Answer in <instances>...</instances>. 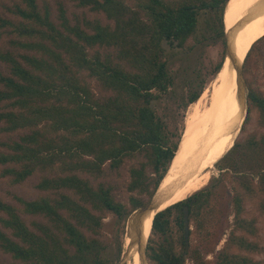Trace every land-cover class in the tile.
I'll return each mask as SVG.
<instances>
[{
    "label": "trees",
    "instance_id": "obj_1",
    "mask_svg": "<svg viewBox=\"0 0 264 264\" xmlns=\"http://www.w3.org/2000/svg\"><path fill=\"white\" fill-rule=\"evenodd\" d=\"M72 1L104 14L113 24L96 20L85 22V28L71 25L61 8L59 27L51 20L50 7L41 8L37 0L15 3L10 9L15 19L0 15V30L12 35L10 45L15 48H0V63L10 71L8 76L0 72V105L7 106L0 112L1 131L12 133L47 123L50 132L48 137L34 131L20 142L4 144L10 153H0V165L16 164L21 169L7 168L4 176L20 184L37 170L62 163V171L70 174L44 178L37 188L55 193L69 190L81 201L61 193L58 198L41 195L33 201L19 198L20 212L0 200V248L17 262L12 264H115L108 244L83 230L99 235L103 213L113 214L122 224L145 202L131 196L127 207L116 201L110 187L94 188L77 172L99 175L107 163L118 170L126 158L143 154L145 162L130 170L128 190L152 198L182 138L169 129L153 105L175 84L165 44L188 52L204 42L227 45L225 12L231 0ZM191 39L195 43L189 46ZM259 41L246 58L245 72ZM98 46L118 52L114 57L99 52L91 56L88 49ZM224 60L216 66V75ZM84 72L97 79L108 95L97 98L81 78ZM203 85L198 90L192 87L185 109L198 101ZM248 102L249 109L259 110L264 124L263 94L251 88ZM217 170L219 176L207 187L155 215L146 248L151 264H186L188 258L194 264H210L191 248H215L229 229L215 264H263L243 253L260 248L255 240L257 219L247 218L245 196L264 193V135L237 140L217 163ZM229 175L236 186L225 199ZM261 205L264 211V202ZM21 213L42 217L49 224L34 223V231ZM194 239L200 245H194ZM234 248L239 252H233ZM122 253L120 244L117 260Z\"/></svg>",
    "mask_w": 264,
    "mask_h": 264
},
{
    "label": "rangeland",
    "instance_id": "obj_2",
    "mask_svg": "<svg viewBox=\"0 0 264 264\" xmlns=\"http://www.w3.org/2000/svg\"><path fill=\"white\" fill-rule=\"evenodd\" d=\"M19 1L20 0H0V15L7 19H15L10 9L14 6L15 3H18ZM165 1L173 2L174 0ZM37 3L41 8H43L45 5L50 7L52 12L51 20L59 27L62 23V20L59 17L61 8H63V10L65 11L66 18L71 25L78 24L85 28V22H92L96 20H100L103 24L106 25L113 24L112 21L107 20L104 14L94 12L88 7H81L72 0H37ZM201 27L202 29L205 28V22L201 23ZM12 38L13 37L10 33L0 30V48H2L3 50L14 51L15 48L10 45ZM194 43V39H191L188 41L187 45L191 46L194 45ZM165 48L167 49L169 69L174 77L175 84L169 94L164 95L161 99L155 101L153 105L158 115L168 123L169 129L175 133L179 132L182 135L184 126H186L187 114L190 110V106H188L187 109L183 107L184 102L187 100L189 91H191L192 87L195 90H198L201 83H204V90L210 88L214 84L216 78L218 77V75L215 74V68L224 59V57H226L227 45H224L223 43L209 44L207 42H204L202 44H197L194 50L190 52L185 49L171 47L169 44H165ZM88 52L91 56L99 52L101 55H110L114 57L118 51L115 48L98 46L92 49L89 48ZM250 55L251 56L248 60L247 65L248 72H245V67H243V79L245 83L244 97L246 102L244 103V101H242L237 125L238 127L236 128V132L231 140L229 150L235 145L237 140L243 141V139H246L250 135L261 139V137L264 135V124L262 123L260 112L255 107L249 109L248 102V93L251 88L261 92L264 96V38L255 45V48ZM227 65L228 59L225 66ZM0 72L5 76L10 75V71L8 70L7 66L2 63H0ZM81 78L85 79L86 82L90 84L91 89L97 98L108 95L102 89L99 81L95 78L89 77L87 72L81 74ZM4 106L5 105L3 103L0 105V112L3 109H7V106L5 108ZM248 116L249 120L246 121ZM244 120L246 121V123L244 122ZM3 126L4 124L0 122V153H10V150H8V148L4 146V144H13L14 142H20L22 136L32 134L34 131H39L43 133L44 136L50 137L48 128L49 125L47 123H42L36 128L20 129L12 133L1 131V128H3ZM243 127L245 128L244 131H242ZM62 134H64V132H61L58 135L54 134V138H57ZM86 159L92 158L86 157ZM145 160L146 159L144 158L143 154H136L132 157L126 158L122 167L118 170H112L110 164L107 163L103 166V172L99 175L87 172H77V175L89 181L94 188H98L100 185L110 187L116 201L125 204L127 207H129L131 196L139 197L145 202L146 206L152 198H149L147 195L139 196L137 193H132L128 190V185L131 180V168L138 167L142 162H145ZM217 163L212 169L211 179L207 186L211 183L214 177L219 176ZM60 166H63V164L56 163L54 166H50L49 168L37 170L31 177L26 179V181L17 184L13 181L12 176L4 175L7 168L15 167L16 169L21 170L20 166L16 164L0 165V200L6 204L15 206L20 212L22 210V205L18 201L19 198L25 201H33L41 195H48L53 198H58L59 194L61 193L67 194L77 202L81 203L79 197L72 191L62 190L58 193L43 192L37 188L38 184L44 178L53 179L59 176L70 174L66 171L63 172ZM257 180L258 178H256V181ZM225 186L227 188V190H225L227 193H225L224 196L225 199H229V194L233 195L231 191H233V187L236 186L234 178L232 176L229 175V177L225 179ZM245 197L247 218L257 219L258 234L255 240L259 244L260 248L256 253L244 252L243 254L250 256L255 261H260L264 264V211L261 208V203L264 202V193H259L258 195L256 193V195L252 196V198L248 195ZM64 213L67 214L66 212ZM133 213L129 216L128 220L122 224L118 223L116 216H114L113 214L108 212L103 213V227L101 228V233L99 235H94L92 232H88L85 229L83 230L87 236L98 238L104 244H108V248H110L109 258H111L113 261L115 260V264H136V249L135 246H133L136 242V232L132 233L131 227V218ZM0 216L2 215L0 214ZM21 216L32 230H34V223L42 222L44 224H49L48 220L39 216H31L23 213H21ZM231 230L232 229H229L224 236H221L220 242L218 243V245H216L215 248H194V246L193 248H191V250H199L208 263L215 264L216 256L218 255L219 251L224 248L226 241L228 240V234L231 232ZM4 231L9 235L11 234V232H9L8 230ZM127 239L130 240V244H132L133 248L127 245ZM120 244L123 245V253L120 259L117 260L116 251ZM193 244L200 245V242L199 240L195 241L194 239ZM232 251L239 252V249L234 248ZM145 260V264H151L147 257ZM0 261L1 264L17 263L11 258L10 255L5 254L1 248ZM186 264L194 263L190 258H188Z\"/></svg>",
    "mask_w": 264,
    "mask_h": 264
},
{
    "label": "bare ground",
    "instance_id": "obj_3",
    "mask_svg": "<svg viewBox=\"0 0 264 264\" xmlns=\"http://www.w3.org/2000/svg\"><path fill=\"white\" fill-rule=\"evenodd\" d=\"M225 27L231 50L240 64H245L252 46L264 37V0H231ZM242 101L238 72L228 59L214 84L190 105L178 151L159 195L146 219L137 223L133 245L136 264L146 263L143 251L152 234L155 215L207 187L214 165L229 151ZM126 243L133 248L129 239Z\"/></svg>",
    "mask_w": 264,
    "mask_h": 264
},
{
    "label": "water",
    "instance_id": "obj_4",
    "mask_svg": "<svg viewBox=\"0 0 264 264\" xmlns=\"http://www.w3.org/2000/svg\"><path fill=\"white\" fill-rule=\"evenodd\" d=\"M227 59H230L231 60V62L233 64V67L238 72V76H239V86H240V98L245 103L246 102L245 101V97H244V87H245V83H244V79H243V66H244V62L240 64V61H239L238 57L236 56L235 53H233V51L230 48V43H229V40L228 39H227V53H226V57H225V60H224L222 69L219 71V73L223 70V67L226 64ZM244 106H245V104H244ZM244 122H245V120H244ZM161 185H162V183L160 184L158 190L155 192V194L152 197L151 201L145 207L139 208L138 210H136L133 213L132 218H131V220H132V224H131L132 225L131 226L132 227V233H134L137 230V223H140L141 224L146 219V216L148 215V212L150 211V208L152 207V205H153L155 199L157 198V196L159 195V191L161 189ZM146 248H147V246H146ZM146 248L143 251V254L144 255L146 253ZM139 249L141 250V248H139ZM146 257H147V255H145V259H146Z\"/></svg>",
    "mask_w": 264,
    "mask_h": 264
}]
</instances>
